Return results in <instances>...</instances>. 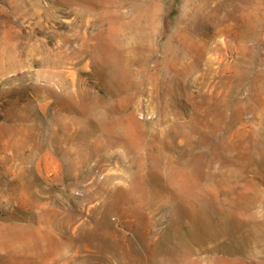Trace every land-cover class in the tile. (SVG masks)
<instances>
[{
	"label": "rangeland",
	"instance_id": "1",
	"mask_svg": "<svg viewBox=\"0 0 264 264\" xmlns=\"http://www.w3.org/2000/svg\"><path fill=\"white\" fill-rule=\"evenodd\" d=\"M171 260L264 264V0H0V264Z\"/></svg>",
	"mask_w": 264,
	"mask_h": 264
},
{
	"label": "bare ground",
	"instance_id": "2",
	"mask_svg": "<svg viewBox=\"0 0 264 264\" xmlns=\"http://www.w3.org/2000/svg\"><path fill=\"white\" fill-rule=\"evenodd\" d=\"M176 171H177V170H176ZM208 227H209V226H208ZM210 227H211V226H210ZM211 232H212V231H211ZM211 232H210V233H211ZM257 232H258V231H256L255 234H256ZM260 232H261V229L259 230V233H260ZM255 234H254V235H255ZM209 235H210V234H209ZM211 235H213V234H211ZM257 235H258V234H257ZM260 235H261V234H260ZM171 248H172V247H171ZM173 248H174V247H173ZM174 249H175V248H174ZM172 251H173V250H172ZM195 253H196V252H195ZM195 253H194V254H195ZM173 263H174V260H171V261H170V264H173ZM192 264H195V262H193Z\"/></svg>",
	"mask_w": 264,
	"mask_h": 264
}]
</instances>
